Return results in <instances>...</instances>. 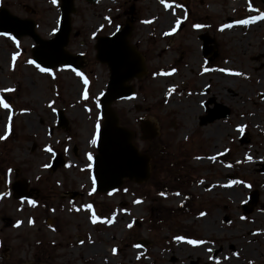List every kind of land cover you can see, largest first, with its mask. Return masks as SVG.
<instances>
[{
    "label": "rangeland",
    "instance_id": "1",
    "mask_svg": "<svg viewBox=\"0 0 264 264\" xmlns=\"http://www.w3.org/2000/svg\"><path fill=\"white\" fill-rule=\"evenodd\" d=\"M2 6L33 19L43 38L58 29L60 2L0 0ZM75 7L66 49L84 54L82 70L41 72L30 36L0 35V99L10 105V111L0 107V264H155V258L158 264H225L229 257L232 264H264V19H252L264 12V0H75ZM133 7L130 43L148 73L127 81L136 92L113 106L150 155L151 175L99 193L87 154L97 153L91 140L102 122L99 97L110 71L96 58L94 35L124 26ZM205 33L217 54L209 61L200 38ZM225 86L233 97L223 95ZM179 102L197 103L195 113L185 117ZM215 103L229 115L201 122ZM59 110L68 129L58 125ZM144 117L160 127L156 138L141 136ZM57 153L66 164L51 170ZM20 179L34 198L13 196L11 184ZM66 190L82 196L70 200ZM254 192L258 203L244 214L241 202ZM204 219L216 224L207 228ZM220 247L217 260L209 259Z\"/></svg>",
    "mask_w": 264,
    "mask_h": 264
},
{
    "label": "water",
    "instance_id": "2",
    "mask_svg": "<svg viewBox=\"0 0 264 264\" xmlns=\"http://www.w3.org/2000/svg\"><path fill=\"white\" fill-rule=\"evenodd\" d=\"M95 3L99 0H88ZM74 0H61V15L59 28L49 39L41 37L35 30L32 19H23L12 14L6 7L0 8V34L13 33L15 39L30 36L35 45L32 47V56L36 63L43 68H54L60 65L80 69L85 65L83 54H73L66 49L72 29V14L75 12ZM133 25L129 19L121 29L109 35H97L95 48L96 58L109 66L110 77L106 90L100 96V115L103 118L97 139V153L93 157V177L95 189L98 192H109L120 187L124 180L130 179L141 183L150 177V157L141 153L134 144L135 134L132 130L120 124L118 112L112 104L118 99L131 97L135 87L127 83L134 78H142L147 74L143 55L130 43ZM200 38L204 41L203 54L211 60L217 54L210 46L214 39L208 34ZM230 110L222 104L215 103L214 108H208L207 116L202 122L228 116ZM59 122L67 126L68 120L60 112ZM142 136L151 139L159 134L155 122L142 118L140 125ZM65 164L62 155H56L50 169L56 170ZM27 181H17L13 184L15 196L29 194L26 191ZM219 251H214V258ZM28 264H43L30 262Z\"/></svg>",
    "mask_w": 264,
    "mask_h": 264
},
{
    "label": "snow or ice",
    "instance_id": "3",
    "mask_svg": "<svg viewBox=\"0 0 264 264\" xmlns=\"http://www.w3.org/2000/svg\"><path fill=\"white\" fill-rule=\"evenodd\" d=\"M52 2L55 3L56 0H52ZM163 2H164V0H161V3H163ZM164 6H165V8H168V7H169V5H167V4H165ZM178 6H179V5H178ZM252 19H253V20H256V19H264V12H261L259 16L253 17ZM250 22H251V21H249V20H241V21H238V23H241V24H248V23H250ZM177 23H179V21H177ZM194 27L199 28L200 25H194ZM227 27H231V25H227ZM173 31H175V29H173ZM17 55H18V53H17V54H13V56H12V60H13V61H15ZM28 63L31 64V63H34V62L31 61V60H29ZM36 67L39 68V70H40L41 72H46V73L51 74V72H50V70H49L48 68L40 67L39 64H37ZM73 71H75V70L73 69ZM172 71L174 72L175 69H173ZM205 71H207V69H205ZM219 71H222V72H223V71H226V70H225V69H220ZM163 74H170V73H163ZM233 74H234V75H241V74L238 73V72H237V73H233ZM76 75H77V76H81V73L76 72ZM87 83H88V81H87V79H85V80H84V84L87 85ZM5 91H11V89H6ZM84 98L87 99V93H85V97H84ZM0 107H3V108H5V109H9V111H10V105H9L8 103H6L3 99H0ZM99 127H100L99 124H97V125H96L97 131L99 130ZM240 130L243 131L242 128H241ZM4 138H5L4 136H0V139H4ZM91 143H92L93 145H95V144L97 143V138H96L95 136L92 138ZM44 150H45L46 152H51V151H52V149H51L50 147H45ZM87 159H88L89 161H91V160L93 159L92 155H91V154H87ZM211 159H215V157H212ZM88 167L91 168V164H89ZM231 183H238V181H233V182H231ZM93 184H95V180H93ZM125 191H126V190H125ZM90 194H91V193H90ZM109 195H111V193H109ZM161 195H163V193H161ZM177 195H179V194L177 193ZM28 203H30V204H34L33 201H28ZM134 203H140V201H139V200H136V201H134ZM84 207L87 208V209H89V210L92 209V205H91V204L84 205ZM200 215L203 216L204 213H201ZM91 219H92V222H93V223H96L98 217H97L95 214H93L92 217H91ZM31 222H32V221L29 220V223H31ZM102 222H106V223H108V224H111V223H112L111 220L102 221ZM128 227H131V224H129ZM176 239H177V240H181L182 237L177 236ZM187 243L190 244V245H198V244H201V243H204V242H203V241H199V240L189 239V240H187ZM115 251H116V250L113 249V252H114V253H115ZM209 259H212V258L209 257ZM249 264H251V262H249Z\"/></svg>",
    "mask_w": 264,
    "mask_h": 264
},
{
    "label": "bare ground",
    "instance_id": "4",
    "mask_svg": "<svg viewBox=\"0 0 264 264\" xmlns=\"http://www.w3.org/2000/svg\"><path fill=\"white\" fill-rule=\"evenodd\" d=\"M240 40H241V38H240ZM223 88L225 89V92L223 90H222V92H223V95H225V97L230 98V97H233L234 96V92L230 88H228V86L227 87L225 86ZM201 100H202V98L199 99V101H201ZM179 105H181L182 107H184L185 110H183V111H185V117H190L191 115H193L195 113V111H196L195 108L197 107V103H194V102H192V103H187V102L182 103V102H179ZM209 133H210L209 134L210 136H214V135L216 136V133H214L212 131H210ZM216 145L213 148V151L214 152L218 151V149L216 150ZM213 155H214V153L209 154V157L211 158V157H213ZM201 162L203 164H205L208 161L205 160V159H202ZM231 192H232V190H231ZM233 195H234V193H233ZM215 220L217 221V218ZM215 220L212 221L210 219H204L203 220L204 221V226H207V228H208L210 225H215L216 224V221ZM92 250L95 251V252H98L99 251L96 247L93 248ZM154 261H155L154 262L155 264H158V258H155ZM232 262H233V260L229 257L228 260L225 262V264H232Z\"/></svg>",
    "mask_w": 264,
    "mask_h": 264
},
{
    "label": "flooded vegetation",
    "instance_id": "5",
    "mask_svg": "<svg viewBox=\"0 0 264 264\" xmlns=\"http://www.w3.org/2000/svg\"><path fill=\"white\" fill-rule=\"evenodd\" d=\"M133 11L135 10L134 9V7H133V9H132ZM128 16H130V14H127ZM151 158V157H150ZM74 191H76V190H66V192H65V194H67L68 196H69V199L70 200H73V199H75L76 197H81L82 196V192H77V193H74ZM35 196H34V194L32 195V196H30V198H34ZM258 198V197H257ZM248 199V198H247ZM246 201V200H245ZM245 201H242L241 202V209H242V211H243V213L244 214H247V212H249V211H251V210H253V209H255V207H256V205H257V199H256V201L254 202V200H252V199H248L246 202ZM205 210V209H204ZM198 215H200V214H198ZM228 219H229V217L228 216H226ZM225 217V218H226ZM3 220L2 221H9L10 220V217H3L2 218ZM218 250H220V253H221V251H222V249H221V247L218 249ZM219 253V254H220ZM218 254V255H219ZM213 255H214V252H213V250H212V257H213ZM218 257V256H217ZM212 260L213 261H216L217 259H213L212 258ZM201 263V262H200ZM193 264H198V263H193Z\"/></svg>",
    "mask_w": 264,
    "mask_h": 264
}]
</instances>
